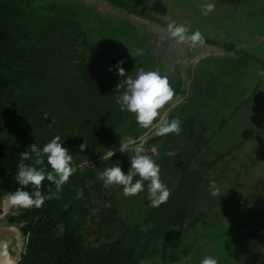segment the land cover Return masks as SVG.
I'll return each instance as SVG.
<instances>
[{
	"label": "trees",
	"instance_id": "16d2710c",
	"mask_svg": "<svg viewBox=\"0 0 264 264\" xmlns=\"http://www.w3.org/2000/svg\"><path fill=\"white\" fill-rule=\"evenodd\" d=\"M101 1L124 15H104L86 0H0V205L21 187L15 179L20 153L33 143L42 149L60 136L77 169L63 185L61 199L46 200L21 216L34 227L21 264H143L156 257L163 264L194 257L199 264L216 253L223 255L222 264H264V114L258 116L259 131L226 148L217 146L223 128L264 90V76L257 74L264 70V43L247 46L264 31V1L252 14L253 0H209L218 15L233 16L213 28L233 37L222 48L238 57L202 63L184 91L181 81L168 77L174 98L188 94L170 114V120L181 121L180 135L156 137L175 151L157 161L161 181L171 191L159 207L150 206L147 182L144 191L126 197L122 186L105 188L98 179L117 162L125 173L130 169V151L97 160L115 137L130 133L137 139L150 129L116 104L124 91L116 89L124 79L116 65L123 60L133 77L138 69L156 71L157 65L133 36L113 33L129 15L167 26L163 11L177 24L187 22L202 32L186 4L196 8L209 1ZM204 38L221 47L218 40ZM208 62L219 70L206 68ZM209 104L215 107L207 113ZM184 107L190 110L182 118ZM85 141L88 146L80 152ZM43 167L51 170L46 158ZM210 181L219 187L218 196L211 195ZM90 185L97 188L98 202L85 199ZM40 191L47 196L55 185L45 180ZM91 213V222L98 218L95 230L85 228Z\"/></svg>",
	"mask_w": 264,
	"mask_h": 264
},
{
	"label": "clouds",
	"instance_id": "9594fccd",
	"mask_svg": "<svg viewBox=\"0 0 264 264\" xmlns=\"http://www.w3.org/2000/svg\"><path fill=\"white\" fill-rule=\"evenodd\" d=\"M215 11V5L212 2L200 6L201 15L207 17ZM167 32L177 41V43L188 42L193 46L205 43L203 34L199 31L190 33L187 22L177 24L169 20L167 23ZM123 60L116 65L118 75L124 78L120 81L116 89L123 88L124 91L117 96L116 104L120 106L121 111H128L133 114L137 124L143 128H156V134L165 136L167 134L180 135L181 121L179 118L168 120L161 116V110L173 100L175 92L170 85L167 76L161 75L157 71L138 69L135 76L126 74L122 67ZM111 70V69H110ZM258 75L264 76V70H259ZM49 114L45 113L44 118L48 119ZM159 118V122L157 123ZM60 136H56L50 142H47L42 149L35 143L29 145L28 149L20 153V162L17 166L15 179L21 187L7 195V201L11 206L23 209L41 208L46 200L61 199L59 193L63 185L68 182L70 177L77 171L72 166L73 156L69 150L60 142ZM88 146L87 142L79 145V151L83 152ZM132 151L130 158V169L127 173L122 171L119 162L116 165L105 168L98 176L103 181V186L108 188L113 185L122 186L123 194L131 197L145 190L147 182L148 199L151 207H159L167 202L171 195L170 189L161 181L160 167L156 161L148 154L143 142L137 143L131 149L121 144L119 151ZM114 151H109L112 157ZM47 160L48 168L45 165ZM105 159V156L104 158ZM30 162V163H25ZM139 177V179H135ZM49 181L55 185L56 191L49 195H44L40 189L43 181ZM31 185L35 190L32 192L23 190ZM209 188L212 196L219 195V187L215 181H210ZM110 206V205H105ZM67 205H65V208ZM6 246V242H0ZM200 264H218L217 259L211 256H205Z\"/></svg>",
	"mask_w": 264,
	"mask_h": 264
},
{
	"label": "flooded vegetation",
	"instance_id": "af4514ba",
	"mask_svg": "<svg viewBox=\"0 0 264 264\" xmlns=\"http://www.w3.org/2000/svg\"><path fill=\"white\" fill-rule=\"evenodd\" d=\"M126 19L124 20L123 25H121L118 28V30L113 33V35L118 36L119 33H122V35H126V36L131 35L139 43H141L145 47H148L147 43L150 40H152V36H151L149 30H147L146 26L136 25V24H132L131 22H126ZM160 24H162V23H160ZM164 26H166V25H164ZM157 36H160V35L157 33ZM205 43L220 47L216 43H211V42H207V41H205ZM148 48H149V52L155 57L154 58L155 63H157L155 70L157 71V67L160 66L159 70L157 72H160L161 75L167 76L169 78L173 76L177 81H181V83H182L181 89L183 91L186 89V87L187 88L190 87L191 83L189 82V79L191 77L194 78V76L196 77V75L199 73L198 70L201 68L202 63L207 62L209 60H213V59H221V58L207 57V58L201 59V62H199V64H195V65H192V63L190 64L184 60L181 63L176 62V64H174V66H173V69H172V67L170 69L171 62H173L175 60L174 57H172L170 59L167 58L165 61H161V63H159L160 61L157 62L158 60H157L156 56L151 52V48L150 47H148ZM220 48H222V47H220ZM189 58H192V54H189ZM182 69L185 70V73H183ZM187 94H188V92H187ZM187 94H184L183 92L177 94V96L175 98H177L180 95L181 97H178V98H181L182 101L181 102L179 101L178 105H176L170 109L169 120H170V114H171L172 110L174 108H177L179 105H181L185 102V97L187 96ZM175 98H174V100L171 101V104L165 106V108L161 112V116H162L163 112L166 111V109H169V107L172 106V103H175L174 102ZM158 121H159V119H158ZM158 121H157V123H158ZM150 129H148L145 133H143L137 139H135L130 133L118 135L117 137H115L113 139V143H112L111 147H113L115 145L118 146L121 144H126L127 145L126 147L128 149H131L137 143L143 142L145 145V148L148 150V154L152 156V158L156 161V163L159 159H161L166 154L173 155L175 153V151L166 150V147H165L166 139L156 138L157 136H159L157 134L152 136V134L155 132V130H151L149 132ZM148 141H151V142H148ZM128 151H130V150H128ZM130 152H132V151H130ZM98 156H97V158H98ZM89 162H91V161H88L87 163L89 164ZM92 162L94 163V161H92ZM78 192L81 194L80 196L83 197V192L81 193V190H79ZM87 194H88L87 198H85V199L88 200L89 202H93V201L98 202L99 201V196L97 195V188H95V186L91 187V185H90V190L88 191ZM7 202L8 201H7V196H6L2 200L1 205H0L1 206L0 226L2 228L5 227L6 230H9V233H8L9 236L5 237V236H2L0 234V241L6 242L5 247L17 259H19V258L21 259V261H20V264H21L22 259H23V255H25L27 253V247L30 243L31 237L34 234L32 231V228H34V227L31 226V224L28 223V221H25V219L21 217V216L25 215L26 209L19 208L16 206L8 207L6 205ZM90 210H91V208H90ZM93 215L94 214H92V213L90 215H88L87 226L85 228H87V229L90 228V229H94V230L96 229L95 223H96V221H98V218H96V220H94V222H91L90 217H93ZM33 225H36V222H33ZM10 240H13V243H10ZM12 246H14L13 248L21 247V252L19 253V255H17L16 250H14L12 248Z\"/></svg>",
	"mask_w": 264,
	"mask_h": 264
},
{
	"label": "rangeland",
	"instance_id": "374dc122",
	"mask_svg": "<svg viewBox=\"0 0 264 264\" xmlns=\"http://www.w3.org/2000/svg\"><path fill=\"white\" fill-rule=\"evenodd\" d=\"M263 1L264 0H253L249 3V9L256 10V11H253L252 14H257V11H258L257 7H259ZM86 3H88V5H90V6L96 7L99 11H101L104 15H107V16H119L122 14L120 11H117L115 8L111 7L108 4H105V2H103L101 0H86ZM205 3H208V2H204L203 4H205ZM186 6H188V8L193 9L192 15H194L197 18V20L199 22L198 24L200 25V27L204 26V27H202L203 29L201 32L204 37H206V38L210 37L209 39H212L214 41H215V39L218 40L217 43L220 44L221 47L229 45L230 43H233L235 41L232 36H226L223 33V31H220V33L216 34L215 30L213 28L214 25H219L223 21L231 20L233 18V16L231 14H228L225 16L218 15L217 7H216L215 11H213L207 17H204L201 15L200 6H197L196 8H194L191 5H189V3L186 4ZM166 14H167V11L166 12L163 11V13H160V15L163 16L162 20L164 22L166 21V24H167L170 20L169 18H172V16L166 15ZM122 15H124V14H122ZM129 16H131V15H129ZM129 16L127 17V19L129 18ZM257 16H259V13ZM131 19L133 20V18H131ZM171 21H173V20H171ZM180 22H182V21H180ZM179 24H184V23H179ZM187 26L189 27L190 32L199 30V28H198L199 26H197L196 30L192 29L188 24H187ZM257 30H260V29H257ZM254 31H255L254 29L251 30L252 33H254ZM262 32L263 33H261V34L257 33L256 35H254L255 40H253L252 43H249L247 46L248 47H254V46L258 45L259 43H264V31H262ZM211 43H213V42H211ZM229 57L237 58L238 56H235L233 54L232 56H229ZM199 62H201V59L196 63H192V65L199 64ZM208 67L212 70H217V69L219 70L220 66L218 67V65L215 66L211 62H208L206 68H208ZM174 83H176V80L174 81ZM178 97L175 98V101H174L177 103L176 105L179 104V101L180 102L182 101L181 98H178ZM197 106L201 107L203 109V107L205 105L202 106V104H198ZM214 107H215V105L209 104L206 107L207 113L211 112L214 109ZM189 110L185 107L182 108L179 112L181 117L184 118ZM197 111L198 110L195 109L194 115H196ZM259 113L264 114V90L261 91L260 95L255 96V99H253L250 102V106H248L247 109L242 110L240 113H238L235 116V118L232 119L225 128H223L222 132L219 135V140L217 141V146H219L221 148H226L229 145H232V144L234 145V144H237L239 142L244 141V139L246 138L248 133H250V132L256 133V131H259L258 128H260V127L258 125H259V122L261 121L260 118H258ZM183 115H185V116H183ZM6 205L8 207H11V205L8 202L6 203ZM8 233H9V230H6L5 227L0 228V234L2 236L7 237V236H9ZM172 240H173V242H172L171 250L174 251V250H176V247H177L176 242H178V241L176 238H173ZM10 243H13V240H10ZM13 247L14 246H12V248ZM212 248H214V247L211 246L210 249H212ZM13 249L16 250L17 255H19V253L21 252V247H16ZM215 258L217 259L218 264H222L221 261L223 259V255L216 253ZM195 260L196 259L194 257H189V258L184 257L181 259L180 264H197L195 262ZM169 263L172 264L171 261ZM143 264H163V263L160 262L159 257H156V259H150L149 261H146Z\"/></svg>",
	"mask_w": 264,
	"mask_h": 264
},
{
	"label": "water",
	"instance_id": "95a60500",
	"mask_svg": "<svg viewBox=\"0 0 264 264\" xmlns=\"http://www.w3.org/2000/svg\"><path fill=\"white\" fill-rule=\"evenodd\" d=\"M132 16V15H131ZM129 16V18L126 20V22H131L132 24L136 25H144L146 26L147 30H149L152 40H150L147 43V46L151 48V52L156 56L157 62L161 63V61H165L167 58L170 59L172 57L175 58L173 62H171L170 69L176 62H183L184 60L188 63H196L200 59H204L207 57H214V58H226L229 56H232V53H229L225 51L222 48H219L218 46H214L208 43H204L203 45H195L185 42L183 44L177 43L175 39H173L170 34L167 32V27L156 22H152L149 20L141 19L136 16ZM133 18V20L131 19ZM152 32V33H151ZM157 33L160 36H157ZM189 54H192V58H189ZM227 55V56H226ZM194 56V57H193ZM159 67H157V71L159 70ZM183 70V73H185V70ZM160 73V72H159ZM179 97H181L179 95ZM176 102L172 103V106L169 107V109H166V111L163 112L162 117L169 120V111L171 108L176 106ZM159 122V121H158ZM151 130H155V132L152 134V136L156 135V128L152 127ZM127 146L126 144H123ZM121 145L113 146L109 149H107L104 153L100 154L97 158L98 161H104L108 159L109 151H114L115 154H118L119 149ZM114 154V155H115ZM172 154V153H171ZM105 156V159H103ZM93 162H89V164H92ZM1 242V241H0ZM21 259H17L15 256H13L9 250L0 243V264H20Z\"/></svg>",
	"mask_w": 264,
	"mask_h": 264
}]
</instances>
